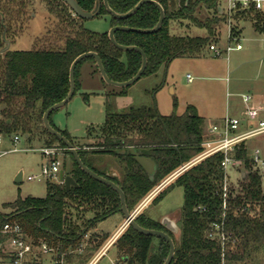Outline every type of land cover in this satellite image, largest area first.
Here are the masks:
<instances>
[{
	"label": "trees",
	"instance_id": "obj_1",
	"mask_svg": "<svg viewBox=\"0 0 264 264\" xmlns=\"http://www.w3.org/2000/svg\"><path fill=\"white\" fill-rule=\"evenodd\" d=\"M76 1L89 12L96 5V0ZM139 1L108 0L117 13L129 11ZM156 1L165 12L159 30L149 33L117 30L114 34L119 44L136 45L145 52L147 66L142 77L157 74L162 66L168 68L176 58L204 53L210 44L218 42L225 21L218 8L219 0ZM40 8L47 12L48 18L45 31L35 38L32 47L5 50L7 41L12 43L17 39ZM103 15L110 17V27L149 29L160 19L158 7L151 2L144 3L126 18H116L102 6L96 17ZM244 16L249 17L250 13H243ZM254 18L258 19L256 28L264 33L263 15L255 13ZM85 20L63 0H0V134L19 133L30 139L37 130L44 131L71 155L72 167L66 174H71L78 184L66 190L63 182L47 180L44 197L19 196L5 203L9 212L0 211V228L8 221H18L29 237L46 241L68 263L73 259L88 263L93 258V252L100 249L105 239L91 238V245L84 248L88 247L90 254L82 259L78 250L86 243L83 239L96 224L122 212L121 201L116 190L87 174L65 143L45 129L43 115L68 95L70 67L80 54L96 52L109 78L119 82L132 78L142 64L138 51L114 46L108 31L90 30L85 27ZM174 22L184 24L187 32H175ZM187 25L205 32L191 34ZM235 33L240 34V29H235ZM89 61L95 63L93 57H88L75 68V93L80 88L81 67ZM95 70L100 73L96 65ZM102 81L105 82L103 78ZM163 85L164 81L158 89ZM127 88L105 93V120L99 127L88 128V136L94 134L97 139L92 146L77 143L68 130L54 125L52 117L58 109L51 113L49 121L77 148L88 168L124 191L127 207L132 211L162 180L203 150L205 133L204 118L192 105L182 114L163 115L155 106L115 112L111 97L125 93ZM88 98L89 94L85 93V101ZM86 146L93 149L88 150ZM130 146L155 161L157 170L153 178L127 152ZM105 155L116 160L118 174L96 167ZM223 157V153L217 152L196 163L153 199V203H158L175 186L183 188L179 239L144 213L136 217L141 227L164 230L173 238L175 254L170 264H255L256 258L264 254V184L249 158L247 141L239 144L234 153L242 163L240 169L244 174L238 186L231 184L226 190L221 167ZM114 246L116 260L122 264H164L170 250L164 238L143 234L131 225L116 239Z\"/></svg>",
	"mask_w": 264,
	"mask_h": 264
},
{
	"label": "rangeland",
	"instance_id": "obj_2",
	"mask_svg": "<svg viewBox=\"0 0 264 264\" xmlns=\"http://www.w3.org/2000/svg\"><path fill=\"white\" fill-rule=\"evenodd\" d=\"M47 18V12L40 8L29 21L24 32L12 41L11 49H30L35 38L45 31ZM257 23L258 19L254 18V15L244 16L237 20L242 36V50L232 51L222 56H214L207 48L199 56L176 58L167 69L162 66L157 74L141 77L129 86L125 93L114 94L111 97L113 110L124 113L129 111L131 107L155 106L161 114L168 115L173 112L182 114L188 105H192L198 114L204 117V128L218 122V115H224L227 108L229 109L228 114L236 115L235 108L244 107L241 99L243 94L256 93V90L261 87L264 89V33L256 28ZM84 24L86 28L93 31H108L110 17L108 15L94 17L85 20ZM173 25L177 29V33L187 32L184 24L180 25L179 22H174ZM189 28L191 34L205 32L204 30L191 29L194 28L191 26ZM225 30L223 23L218 39V43L222 45L227 43ZM87 66V62L83 63L81 70L85 72ZM189 76L192 77L191 81L188 79ZM84 79L85 87H80L72 99L53 114V118L57 119L59 127L68 128L73 134L80 137L86 134L89 126H101L105 118V89L97 86L86 75ZM163 81L164 85L158 89ZM103 83L108 91H120V88ZM85 93L89 94L88 101L84 99ZM244 129L243 126L240 127V130ZM19 135L21 137L16 143L12 141L13 135H4L3 141L0 143V152L12 150L0 156V211L9 212L4 204L14 201L19 196L44 197L47 193V180L58 181L56 178L45 177L28 179L29 176H39L42 165L48 159L40 151L41 148H58L56 158L59 161L60 170L65 171V174L69 169L70 159L72 161L67 150L57 141L49 138L42 130H37L30 139L25 135ZM95 136L94 134L89 136L85 144L88 146L95 144L97 141ZM247 143L250 153L253 152L254 148H262L264 146V133L249 138ZM14 148L17 150H13ZM86 149L92 150L93 148L86 146ZM112 164L116 167V163L113 162ZM20 172H22L23 178L22 181L18 182L16 178ZM241 176L237 168L230 167L231 184L238 186ZM183 202V188L175 186L160 202L150 203L143 213L149 217L147 213L149 212L151 217L160 220V222L165 216L173 217L180 228ZM119 223L120 220L117 215L110 216L101 221L99 227L111 235L118 229ZM96 228L97 224L88 231L83 239L88 247L91 245V238L100 237L96 233ZM177 239H179V235ZM156 241L157 239H155ZM87 248L81 253L82 259H86L90 254ZM93 253L95 255L97 251ZM116 259L117 250L115 246H110L95 264H122V261ZM254 263L264 264V254L258 256ZM67 264L87 263L80 261V259H73L71 263Z\"/></svg>",
	"mask_w": 264,
	"mask_h": 264
},
{
	"label": "built area",
	"instance_id": "obj_3",
	"mask_svg": "<svg viewBox=\"0 0 264 264\" xmlns=\"http://www.w3.org/2000/svg\"><path fill=\"white\" fill-rule=\"evenodd\" d=\"M218 8L225 18V35L227 43H212L208 46L209 51L214 56H222L232 51L243 49L241 42V34L235 33V29L239 30L237 20H240L242 14L253 16L260 13L264 17V0H219ZM238 16V17H237ZM189 81L192 77H188ZM244 104L243 111L240 115L226 114L218 122L212 124L210 136L205 137L202 142L203 150L193 159L181 165L173 173L162 180L153 190H151L140 203L131 211L134 217L142 213L143 209L149 205L153 199L171 184L179 175L187 169L202 161L203 159L217 152L223 153L224 157L221 161V167L224 171V189L231 185L229 177V169L231 166L240 168L241 161L234 157V153L244 141L249 138L264 133V106L256 105L252 94H243L241 96ZM243 126L245 129L240 130ZM4 134H0V143L3 141ZM21 135L15 134L12 141H19ZM13 150H17L14 148ZM9 151L0 152V156ZM42 154L48 158L46 163L42 165V171L39 176H29L28 179L40 177L56 178L59 180V161L56 158L58 148L43 147L40 149ZM52 157V158H50ZM249 158L253 163L254 170L258 171L262 180L264 179V152L261 148H254L249 153ZM225 205V204H224ZM219 226L216 225V229ZM214 234H211L213 236ZM118 235L115 234L87 264H95L102 257L106 250L114 244ZM86 244L81 245L78 252L82 253ZM63 255H57L52 247L44 240L34 241L23 230L22 225L18 221H8L0 228V264H67Z\"/></svg>",
	"mask_w": 264,
	"mask_h": 264
},
{
	"label": "water",
	"instance_id": "obj_4",
	"mask_svg": "<svg viewBox=\"0 0 264 264\" xmlns=\"http://www.w3.org/2000/svg\"><path fill=\"white\" fill-rule=\"evenodd\" d=\"M64 2H66L71 10L78 16L82 17L83 19H92L94 17H96L102 6H104L107 11L113 15L116 18H126L129 17L130 15H132L133 13H135L144 3L146 2H151L153 4H155L159 11H160V19L158 21V23L156 24L155 27L153 28H149V29H140V28H131L128 26H113L109 29L108 34H109V38L111 40V42L113 43L114 46L125 50V51H129V50H136L138 51L141 56H142V64L141 67L139 68V70L137 71V73L130 79L126 80V81H114L112 79L109 78V76L106 73V70L104 68L103 62L100 58V56L96 53V52H85L80 54L78 57L75 58V60L72 62L71 67H70V75H69V80H70V90L68 95L60 102H57L55 104H53L52 106H50L44 113L43 115V125L45 127V129L55 135L59 140L63 141L65 143V145L67 146V148L71 151L72 155L74 156V159L76 160V162L78 163V165L87 173L89 174L91 177L95 178L96 180L111 186L114 190H116V192L119 194L120 196V201H121V211L125 216V226H133L136 230H138L139 232L146 234V235H152V236H157V237H161L164 238L170 247L169 250V254L164 262V264H170L173 256L175 254V243L173 241V238L164 230H158V229H149V228H144L141 227L137 221H136V217H134L132 215V212L129 211L127 204H126V197H125V193L124 191L113 181H111L110 179L101 176L99 174H97L96 172H94L93 170H91L90 168H88L81 160L77 148L72 144V142L66 138L64 135H62L59 131H57L50 123L49 121V117L51 115L52 112H54L55 110L61 108L62 106L66 105L74 96L75 94V89H76V80H75V68L77 66L78 63H80L82 60L88 58V57H93L95 59V63L96 66L98 67V70L100 72L101 77L103 78V80L106 82V84L110 85V86H114L117 88H125V87H129L132 84H134L136 81H138L144 71L145 68L147 66V56L145 54V52L138 46L136 45H121L119 44L116 39H115V32L117 30H135V31H139V32H155L157 30L160 29V27L162 26V23L164 21V17H165V12L164 9L162 7V5L156 1V0H140L132 9H130L129 11L125 12V13H117L116 11H114L110 5L108 0H96V5L95 8L92 11H85L81 8V6L78 4V2L76 0H63ZM10 42L7 41V45L5 47V50L9 49L10 47ZM127 152L131 153L134 155L135 159L141 164V166L145 169V171L148 173V175L150 176V178H153L156 170H157V165L155 163V161L148 156H144L142 155L139 151H137L134 147L130 146L127 150ZM22 172H20L16 178V181L20 182L22 181ZM59 181L63 182L66 190H70L71 187H77L78 184L75 181V179L73 178V176L71 174H65L63 170H60L59 172ZM162 226L168 230L169 232H171L173 235L178 236L180 234V228L177 225V222L175 221V219L169 217V216H165L161 219Z\"/></svg>",
	"mask_w": 264,
	"mask_h": 264
},
{
	"label": "crops",
	"instance_id": "obj_5",
	"mask_svg": "<svg viewBox=\"0 0 264 264\" xmlns=\"http://www.w3.org/2000/svg\"><path fill=\"white\" fill-rule=\"evenodd\" d=\"M87 20V19H86ZM85 25V24H84ZM111 27H110V24L108 25V31H109V29H110ZM182 29V28H181ZM191 29H196V28H191ZM176 30L177 29H175V27H174V31L176 32ZM201 34H204V33H201ZM260 36V35H259ZM257 39V38H256ZM261 39H263V38H261ZM11 45V44H10ZM9 48H11V47H9ZM88 63V66H87V70L84 72L83 70H80V76H79V82H80V87H85L84 85H85V79H84V76L86 75V76H88V78H90L91 80H93L94 82H95V84H97V86H99V87H101V88H103V89H105V93L108 91L107 90V88L105 87V85H104V83H103V81H102V78H101V75H100V73H98L96 70H95V65H96V63H93V62H87ZM167 69V68H166ZM108 85V84H107ZM252 96L254 97V102H255V104L256 105H261V106H264V89H262V87L261 88H259L258 90H256V93H252ZM243 108L244 107H237V108H235V111H236V115H240L241 113H242V111H243ZM228 108H227V111H226V113L224 114V115H218L219 117H217V118H219V120L223 117V116H225L226 114H228ZM200 115V114H199ZM200 116H202V115H200ZM263 116H264V113H263ZM203 117V116H202ZM204 118V117H203ZM104 120H105V118H104ZM52 121H53V123H54V125L55 126H57L58 128H60V129H66V130H68L69 131V133H70V135L77 141V143H79V144H85V142L87 141V139H88V129H87V131H86V134L84 135V136H82V137H80V136H78V135H75V134H73V132L71 131V130H69L68 128H61V127H59L58 125H57V119H55V118H53L52 117ZM214 124V123H213ZM212 126V125H211ZM211 126H205V128H204V133H205V137H209L210 136V129H211ZM89 128V127H88ZM262 150H263V152H264V146L261 148ZM250 151V150H249ZM250 153V152H249ZM116 163V160L112 157V156H110V155H105V156H102L101 157V159H100V161H98L97 162V164H96V167L98 168V169H101L102 171H104V172H107V173H112L113 175H115V174H118L117 172H118V170H119V166L117 165V163H116V167H114V165L112 164V163ZM72 165V161H71V159H70V165H69V169L72 167L71 166ZM68 169V170H69ZM238 170L240 171V173H241V175L242 174H244L243 173V171L240 169V168H238ZM64 173H65V171H64ZM59 181V180H58ZM263 184H264V179H263ZM152 203V202H151ZM148 207V205L143 209V211H142V213L144 212V211H146L145 209ZM148 214H149V217L150 218H152V219H154V220H156V221H159L160 222V220H158V219H156V218H154V217H151V215H150V213L149 212H147ZM117 215V217H119V220H120V225L118 226V229L113 233V234H109V232L108 231H106V230H104V229H102V228H100L99 227V223L97 224V230H96V233H98L99 235H100V238H104L105 239V241H104V244L102 245V247L115 235V234H117L118 235V237L122 234V232L125 230V228H126V226H125V216H124V214L122 213V212H117V213H114V214H112L111 216H116ZM110 217V216H109ZM170 217V216H169ZM171 218H173V217H171ZM173 219H175V218H173ZM175 221H176V219H175ZM177 222V221H176ZM96 241L98 240V237L95 239ZM112 246H114V244H112ZM101 247V248H102ZM98 252V251H97Z\"/></svg>",
	"mask_w": 264,
	"mask_h": 264
}]
</instances>
